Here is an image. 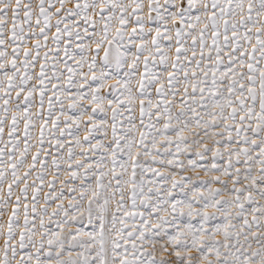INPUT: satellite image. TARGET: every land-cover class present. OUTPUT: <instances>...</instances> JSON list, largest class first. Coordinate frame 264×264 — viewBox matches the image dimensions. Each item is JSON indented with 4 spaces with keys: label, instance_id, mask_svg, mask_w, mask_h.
Instances as JSON below:
<instances>
[{
    "label": "snow or ice",
    "instance_id": "obj_1",
    "mask_svg": "<svg viewBox=\"0 0 264 264\" xmlns=\"http://www.w3.org/2000/svg\"><path fill=\"white\" fill-rule=\"evenodd\" d=\"M0 264H264V0H0Z\"/></svg>",
    "mask_w": 264,
    "mask_h": 264
}]
</instances>
